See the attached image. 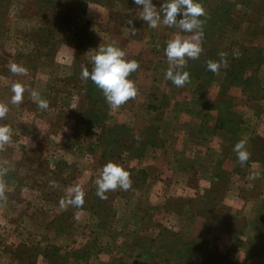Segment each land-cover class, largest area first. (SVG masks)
Wrapping results in <instances>:
<instances>
[{"label":"rangeland","instance_id":"374dc122","mask_svg":"<svg viewBox=\"0 0 264 264\" xmlns=\"http://www.w3.org/2000/svg\"><path fill=\"white\" fill-rule=\"evenodd\" d=\"M223 1L226 0H197L206 13L200 17L204 21L203 52L199 59H188L182 71L189 72L191 78L204 81L203 87L207 82L216 86L215 91L207 93L215 95L220 102H228L225 112L238 118L235 121L241 125L239 134L248 138L249 145L253 146L251 143L255 138L264 140L259 137H264V120L256 123L250 112L264 113V101L258 102L264 100V32L251 36L249 22L254 16L260 21L258 23L264 22V0H227L230 3L229 7L224 5L227 15L211 12ZM164 2L166 0H152L157 9ZM140 11L141 6L134 0H0V103L9 108L0 125L7 124L18 131L16 134L12 129L10 144L20 139L34 145L33 152L21 157L27 159L14 166L16 169L8 168L24 180L21 184V188L26 189L24 192L19 189L10 192L11 200L17 201L16 205L11 201L13 205L10 206L18 211L19 219L27 220L28 227L17 235L11 231L9 243H14L16 236L21 237L28 246L17 253L26 256H32L34 251L38 254L45 248L58 249V257H63L67 264H74V259L79 261L76 264H186L177 258L178 251L183 250L187 253V264H264V150L261 154H251L246 180L236 179L232 184L229 180H219L214 194L204 191L203 199L192 201L193 207L183 203L184 200L167 199L162 194L163 185L158 186L156 192L153 190L151 198L144 199L138 191L142 173L137 168L136 158L140 152H129L128 155L118 149L123 148L125 141L121 140L126 136L127 140L134 139L137 132L133 127L137 123L144 126L139 121L144 122L145 118H133L135 123L130 127L132 121H126L124 116L115 117L128 115L129 109L142 111L145 103L139 101L131 108L128 101L114 110L102 91L91 80L84 81L81 77L84 68L91 71V58L99 45L114 44L126 53V59L139 62V69L128 79L140 80L139 89H145V79L159 86L154 93L157 99L153 98L152 105L147 108H152L155 117L162 114L159 108L169 103L160 96L172 93L165 83V73L170 65L164 49L167 41L177 33L184 37L192 33L162 23L155 29L150 28L139 18ZM215 17L224 18L225 22L231 19L235 23L232 26L226 23L213 25ZM128 20H132V24ZM48 23L53 41L44 43L41 40L40 46L33 51L30 39L38 41L35 38L42 35L36 32L37 28ZM249 49L260 50L252 57L253 61L260 62L242 68L238 64L250 53ZM47 51L51 53L49 56ZM222 51L228 53L226 66L217 73L207 70V61H219L218 54ZM11 64L25 67L28 74L12 73ZM15 83L39 93V99L46 100L48 108H39V100L28 91L24 93L23 103L12 104V85ZM115 120L126 122L127 126L124 125L121 131L107 129L106 134L109 140L120 138V145L114 146L110 141L106 143L107 149L97 145L101 142L97 125L111 128ZM33 131L39 136L36 145L33 138L24 137ZM146 132L153 133L151 130ZM61 150L69 155H63ZM4 153L9 157L11 154L16 156L11 149ZM233 155L229 153L227 159L232 160ZM29 161L37 164L33 166L34 170L26 171L25 162ZM71 161H76L78 167L87 162L89 180L84 191L89 188L94 193L90 191L81 208L68 205L64 210L60 201L68 199L62 195V188L67 185L63 187L60 177H70L73 181L77 176ZM109 161L131 173L132 186L127 191L108 192L105 194L107 199L97 203L90 197L97 195L96 180ZM67 162L70 164L65 169ZM54 169L58 171L52 172ZM255 172L260 173L259 178L251 179ZM52 181L59 187H52ZM234 184L245 190L241 193L249 199L246 204L230 198L233 193L223 200L224 190ZM240 194L236 193L242 199ZM195 206L199 211H195ZM18 218L9 217V224L16 225ZM58 225L63 230L55 233L54 228ZM164 232V237H169L162 241L160 237ZM183 238L194 242L185 246ZM35 240L43 245L31 247ZM168 244L172 247H167ZM161 245L165 248H160ZM56 264L63 263L57 260Z\"/></svg>","mask_w":264,"mask_h":264},{"label":"crops","instance_id":"0c3cea01","mask_svg":"<svg viewBox=\"0 0 264 264\" xmlns=\"http://www.w3.org/2000/svg\"><path fill=\"white\" fill-rule=\"evenodd\" d=\"M166 61L169 63L168 60ZM153 73L155 72L153 71ZM139 81L140 80L138 79L133 80L136 87ZM169 82L170 80L165 81L166 85H169L168 88L171 89L172 93L165 95L164 92H162L164 95L161 94V100L169 104H166L165 106L163 105L159 108L162 113H160V116L155 117L152 108H147L148 105H152L153 98L157 99L156 94L154 93L156 89H159V86L145 79V84L143 86L145 89H139L137 87V97L135 99H131L132 101L129 100V107L131 108L136 107V104L139 101L144 102L145 105L142 107V111H132L129 109L127 111L128 115L120 114L115 117L118 119V117L124 116L125 119H127L126 121H132V125L130 127H133V122L137 120V117L145 118L144 122L138 120L143 123L144 126L137 123L133 127L135 132H137L140 137L139 140L136 139L130 141L132 143L131 148L133 149L122 148V150L127 154L129 152H133L134 150L140 152V155L136 158L137 168L142 173V179H140L142 180L140 185L141 190H138L140 192V196L144 199L151 198L154 193L153 190L156 192L158 186L163 185L164 189L162 190V194L165 195L167 199L191 201L201 200L203 199L204 191L210 193L217 188L219 180H229L231 182L230 184H232V182L234 183V180L236 179L240 181L246 180V169L249 163L246 162L244 166H241L239 161L237 162V154L233 151V147L239 140L243 139L247 142L246 150L249 152L251 151V146L249 145L250 142L248 138L242 137L239 134L241 128L239 122L231 127H229L230 125L222 126V124L218 125L216 123V111L209 109V104L217 98L215 95H209L207 93L208 91L210 92V90L215 91L216 86L211 85V82L206 81L207 86L205 87L203 95H201L200 89L202 88L201 85L204 81L202 82L197 80V78H191L190 83H187L180 88L176 87L173 83L169 84ZM162 85H164V83ZM148 88L150 89L148 90ZM184 88H190V90L188 91L186 89L184 91ZM149 93H151L149 95L150 97L148 96ZM152 93L155 95L154 97H152ZM238 101L240 102V99ZM262 101L264 100H260L258 102ZM178 104L180 105L177 106ZM250 112L254 114L256 119L254 120L256 123L264 120V113H255L252 110ZM133 115L136 117H133ZM133 118H135V120H133ZM236 120H238L237 117ZM113 125L122 127L124 125L127 126L126 122L116 120L113 122ZM13 128L14 127L11 129ZM147 130L153 131V135H151L153 142H151L150 135L146 132ZM14 132L18 134L16 129H13V133ZM24 137L27 139H29V137L33 138L35 145L39 142V136L34 131L30 135ZM259 137L264 139L262 136ZM119 143L120 142H118V144ZM33 148V144L29 145L27 143H23L20 139H18L15 143L6 145V151L11 149L12 153L14 151L16 156L14 157V155L11 154L9 157L8 154L5 155L4 152L6 151L0 153V166L7 168L11 166L16 169L14 166L20 165L22 160L27 159V157L23 159H21V157L31 154L33 152ZM63 152L64 151L61 150L63 155H69V153ZM229 153L234 154L232 160L227 159ZM18 161L20 162L17 163ZM71 162L77 176L75 175L74 180L70 181L69 185H67L64 189L62 188V195L66 196L64 198H68L66 190L69 186L72 187L79 185L84 191V186L88 185L87 182L89 180L88 170L86 169L88 165L85 164L87 162H84L83 165L80 164V162H77L80 164V167L76 166V161ZM36 164L37 163L33 164L31 161L25 162L26 171L33 169V166ZM69 164L70 163L68 162L65 164V169H68L67 165ZM59 167L61 166L59 165ZM20 169L21 168L18 170ZM57 169H54L52 172H57ZM152 169L154 170L153 173L150 172ZM61 177L60 181L64 187L65 184L63 180L66 179V176H63V178ZM5 179L10 189H19L21 192L26 190L21 188V184L24 182L22 176H17L14 172L8 171ZM233 186L234 187H232V185L227 186V189L224 190L223 200L225 198L228 199L231 193H233V196L230 198H236L239 202H241V204H246V201L249 199L242 194L245 190H243L241 186L238 187L235 184ZM201 187H203L202 191L199 192ZM11 191L6 193V203L0 201V264H46V261L41 254L26 256L27 254L17 253L19 250H22L25 245L28 246V243L22 240L21 237L16 236V241L12 244L9 243V233L11 231L17 235L18 232L24 231L25 228L28 229L26 226L27 220L19 219L18 211L13 210V206H10L17 204L16 200L15 203L11 200ZM33 193L34 191H32V194ZM236 193H241L240 195L243 196V198L239 199ZM9 210L11 211L10 214ZM9 217L18 218L16 225L9 224ZM58 229V226L54 228L55 233L63 230ZM41 245L43 244L39 240L31 242V247ZM70 247L73 248L75 246L70 245ZM65 249L69 250L70 248ZM77 262H74V264Z\"/></svg>","mask_w":264,"mask_h":264},{"label":"clouds","instance_id":"9594fccd","mask_svg":"<svg viewBox=\"0 0 264 264\" xmlns=\"http://www.w3.org/2000/svg\"><path fill=\"white\" fill-rule=\"evenodd\" d=\"M137 6H141L139 18L145 21L150 28H157L161 25L177 27L181 32L192 33L189 37H184L177 33L173 39L167 41L164 49L165 55L169 62V69L165 73L167 80H170L176 87H183L190 83V73L181 71L187 64V60L199 59L203 52V24L200 19L206 15L205 9L197 0H166L160 8L152 3V0H134ZM178 17H181L178 19ZM132 24V20H128ZM135 35V32L132 33ZM159 47V45H157ZM219 61H207V70L217 73L222 66H226L228 53L220 52ZM126 53L114 44L100 46L97 48L95 55L92 56L93 67L91 71L84 68L81 77L84 81L91 80L103 93L106 102L112 109H118L131 99L138 95L136 84L128 77L136 72L140 65L136 60L125 58ZM10 71L14 74L27 75L28 70L20 65L11 64ZM28 91L33 98L39 100L38 107L41 109L48 108V102L39 99V93L28 89L21 83L12 85L13 96L12 104L23 103L24 93ZM9 108L6 104L0 103V120L6 118ZM67 130V129H65ZM134 139L139 140L137 134ZM12 142V129L9 125H0V153L6 151V145ZM246 140H239L233 147L237 154V159L241 166H244L250 159L251 153L246 150ZM7 167L0 166V201L6 203V193L11 191L5 177L8 174ZM260 173L255 172L251 179L259 178ZM97 196L101 199H107L105 195L108 192L121 189L127 191L132 186L131 173L114 162H107L102 168L99 178L96 180ZM52 187H59L57 182H51ZM84 191L79 185L67 189V201L61 200L60 206L66 210L68 205L80 207L84 203Z\"/></svg>","mask_w":264,"mask_h":264},{"label":"trees","instance_id":"16d2710c","mask_svg":"<svg viewBox=\"0 0 264 264\" xmlns=\"http://www.w3.org/2000/svg\"><path fill=\"white\" fill-rule=\"evenodd\" d=\"M224 5H227L228 7H229V5H230V3L229 2H227V0L226 1H223V2H219V3H217V5L212 9V11L211 12H213L214 14H216V15H221L220 14V12L222 13V14H228V12H227V10L225 9V6ZM258 22H260L257 18H255V16L253 17V20H251L249 23L251 24V36L252 35H255L256 33H262V32H264V22H262V23H258ZM219 23H226V24H228V25H234V21L233 20H231V19H228L227 20V22H225L224 21V18H218V17H215V20H214V23H213V25H215V24H219ZM259 24H262V25H260L259 26ZM50 23H48V24H42V25H40L39 26V28H37V30H36V32H39L42 36H37L36 38H35V40H38V41H36V42H33L32 41V39H30V42L32 43V45H33V51H35V47L36 46H40V42H41V40H43L44 41V43H46V42H51V41H53V36H51L52 35V30H51V28H50ZM61 33H63L64 34V32H61ZM249 51H250V53L247 55V56H245L244 58H243V60H242V62L240 63V64H238V66H240V67H244L245 65H250V64H252V63H259L260 61L258 60V59H256V60H258V61H253L252 60V57L254 56V55H256V54H258V53H260V50H258V49H249ZM46 53V55L47 56H49V54H51L50 53V51H47V52H45ZM245 53H248V52H245ZM35 55H37L36 53H35ZM37 56H40V54H38ZM234 69H232L231 70V75H232V78H234V73L232 72ZM234 82H236L235 80H234ZM205 87L206 86H202V88H201V90H202V92L200 91V94L201 95H203V92L205 91ZM228 107V102H226V101H223V102H220L219 101V99L217 98L216 100H213L212 102H210V104H209V109H212V110H215L216 111V115H217V117H216V123L219 125V124H222V126L223 125H230L229 127H231V126H233L234 124H236V122H235V119H236V117H235V115H232V114H227L225 111H226V108ZM92 126L94 127V124H92ZM98 127H100V134L99 135H101V139H99L101 142H100V144L99 145H104L103 147H107V145L108 144H106V143H108L109 141H110V143L111 144H113L114 146H116V145H120V143L118 144V142H120V138L119 139H117V137L116 138H112V139H108V135L106 134V131H107V129H113V130H119V131H121V129H123L124 127H122V126H117V125H112L111 126V128H106V127H104V126H102V125H97ZM124 130V129H123ZM152 132V131H151ZM150 132V133H151ZM125 135H127V134H125ZM128 135H131L130 133H128ZM151 135H153V133H151L150 134V140H151V142H153L152 141V136ZM103 137H105V140H104V138ZM128 136H126V138L125 139H122L121 141H125L123 144L124 145H122L123 146V148H126V149H130L131 148V140H136V139H130V140H127L128 138H127ZM155 141V140H154ZM138 142V141H137ZM130 144V145H129ZM251 145H253V146H251V151H249L251 154H253V156L254 155H256L257 154V152L258 153H262L261 151H263L264 150V140H262V139H256L255 138V140L251 143ZM117 148H119V147H117ZM131 149H133V148H131ZM119 150V152L122 150L121 148H119L118 149ZM133 152H138L137 150H134ZM73 172V171H72ZM71 172V173H72ZM60 173V172H59ZM71 173L69 174V175H71ZM142 176V175H141ZM141 178V177H140ZM142 179V178H141ZM70 177H66V179L65 180H63V182H64V184L65 185H68L69 183H70ZM140 181H142V180H140ZM90 191H92V190H90V189H88V190H86L84 193H85V195H84V200H86L87 198H89V193H90ZM216 191V189L215 190H213L212 191V193L214 194V192ZM92 193H94V191H92ZM111 198V196L108 198V199H110ZM90 199L91 200H93V201H95V202H97L98 203V201H100V200H102V199H100V197L99 196H97V195H94V196H92V197H90ZM102 201H104V199L102 200ZM100 203V202H99ZM183 203H186V205H189V206H191V207H193L194 205H193V203H192V201L191 200H184V202ZM208 204V203H207ZM183 205V204H182ZM202 206H206V204H203ZM80 208H81V206H80ZM195 211L197 212V211H199V208H197V206H195ZM197 214H199V213H197ZM58 230H61V229H63L62 228V226H60V225H58ZM164 235H165V232H164V234H163V236L162 237H160L161 239H162V241L163 240H166V238H168L169 236H166V237H164ZM186 238H183V242L182 243H185V244H183V245H185V246H187V245H189V246H191L192 244H193V242L194 241H192L191 239H188V240H185ZM170 245L171 244H168V246L167 247H169V248H171L170 247ZM160 248H165L163 245H161L160 246ZM34 250V249H33ZM33 250H32V252H33ZM57 252H59L58 251V249H55V248H45L43 251H41L40 253H38V254H41V256L44 258V260L46 261V263L48 262L49 264H56L57 263V260H60V262L61 263H63V264H67V261L63 258V257H58V254H57ZM179 253H178V256H177V258H181V260H184V262L187 264L188 262H189V260L187 259V253H186V250H183V251H178ZM37 253V251H34V254H32V256H35V255H37L36 254ZM165 255V254H164ZM75 260L76 259H74V262H75ZM167 261V260H166Z\"/></svg>","mask_w":264,"mask_h":264}]
</instances>
